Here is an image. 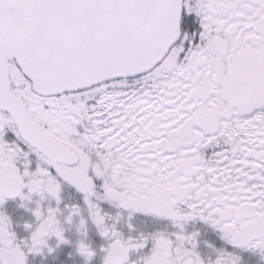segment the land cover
I'll return each mask as SVG.
<instances>
[{"label":"snow or ice","instance_id":"snow-or-ice-1","mask_svg":"<svg viewBox=\"0 0 264 264\" xmlns=\"http://www.w3.org/2000/svg\"><path fill=\"white\" fill-rule=\"evenodd\" d=\"M73 222L85 264L264 252V0H0V264Z\"/></svg>","mask_w":264,"mask_h":264},{"label":"flooded vegetation","instance_id":"flooded-vegetation-1","mask_svg":"<svg viewBox=\"0 0 264 264\" xmlns=\"http://www.w3.org/2000/svg\"><path fill=\"white\" fill-rule=\"evenodd\" d=\"M69 198V194L65 193V199L67 200ZM82 202V198H81ZM21 202L19 200L13 202V201H7L4 205V209L9 212L13 217L17 215V219L19 221H23L27 217L19 212ZM109 212H111L113 215L116 214L118 211L114 208H109ZM124 220H121V224L123 226ZM65 229L67 230V236L72 241L71 245H62L61 250H58L55 255L48 254L46 251L41 252L38 254H32L29 253L27 264H61L62 260H68L70 264H85V260L83 257H80L79 255L75 254L74 252V245L77 240L81 239V235L77 230L75 222L72 224H65ZM188 230H193V227L199 229L200 231V239L201 243L199 245L198 250L201 252V254H205L209 251L207 246L203 243V240L211 239L214 235L213 231L211 230L210 226L204 225L203 222L196 221L194 222V225L190 223L188 226ZM88 240L90 243L93 244V246L99 245L101 243V238L99 237L98 233L96 232L94 225H89L88 228ZM54 243V241H53ZM217 246H219L220 241L218 237L216 238ZM70 248L73 250L74 255L73 257H67V251L70 250ZM246 258H249L250 264H264V252H261L257 250L255 253H244ZM92 264H102L101 257L96 256L93 258Z\"/></svg>","mask_w":264,"mask_h":264}]
</instances>
